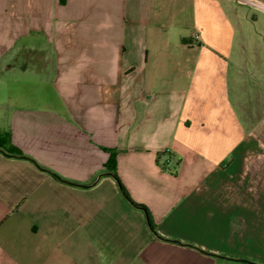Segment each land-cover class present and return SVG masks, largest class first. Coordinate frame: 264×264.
Returning a JSON list of instances; mask_svg holds the SVG:
<instances>
[{"label": "crops", "instance_id": "1", "mask_svg": "<svg viewBox=\"0 0 264 264\" xmlns=\"http://www.w3.org/2000/svg\"><path fill=\"white\" fill-rule=\"evenodd\" d=\"M0 113V264H264V0H0Z\"/></svg>", "mask_w": 264, "mask_h": 264}, {"label": "trees", "instance_id": "2", "mask_svg": "<svg viewBox=\"0 0 264 264\" xmlns=\"http://www.w3.org/2000/svg\"><path fill=\"white\" fill-rule=\"evenodd\" d=\"M7 153L9 155H13V156H23V153L13 146L7 151ZM162 155H165L168 158V160H169L168 164L167 163H161V156ZM157 163L163 171L168 172L174 176H177L178 175V168L181 164V159L176 158V156L171 151L166 150V151H163L157 155ZM105 168H106L105 172L111 173L119 181V183L122 184L121 181L119 180V178L117 176V172H116V152H114V151L111 152L110 159L107 162ZM134 204L138 207H142V208L146 209V207L144 205H140V204H136V203H134ZM152 227H153V225H152Z\"/></svg>", "mask_w": 264, "mask_h": 264}, {"label": "rangeland", "instance_id": "3", "mask_svg": "<svg viewBox=\"0 0 264 264\" xmlns=\"http://www.w3.org/2000/svg\"><path fill=\"white\" fill-rule=\"evenodd\" d=\"M4 119V115L2 113H0V120L1 119ZM256 146V151L259 152V153H262L263 155H261L262 157V161H264V144H255ZM245 221V223H239L240 221L239 220H236L235 223L233 224L232 226V230L235 231V230H247V232H250L252 233L253 231H257L259 232V235H264V218L261 219L262 222L258 225V230L254 227V225L252 226L250 223H252V217L250 215L248 216H244V218L241 219V222L242 221ZM248 221L249 224H246V222Z\"/></svg>", "mask_w": 264, "mask_h": 264}, {"label": "built area", "instance_id": "4", "mask_svg": "<svg viewBox=\"0 0 264 264\" xmlns=\"http://www.w3.org/2000/svg\"><path fill=\"white\" fill-rule=\"evenodd\" d=\"M237 1H242V0H237ZM193 38H194V42L195 43H197V42H199L201 40V36H200L199 33H195L193 35ZM161 163H167V164L169 163V160H168V158L165 155L161 156Z\"/></svg>", "mask_w": 264, "mask_h": 264}]
</instances>
